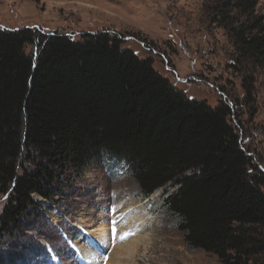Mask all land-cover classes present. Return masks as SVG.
Here are the masks:
<instances>
[{
    "label": "trees",
    "instance_id": "1",
    "mask_svg": "<svg viewBox=\"0 0 264 264\" xmlns=\"http://www.w3.org/2000/svg\"><path fill=\"white\" fill-rule=\"evenodd\" d=\"M205 3L234 66L264 78L258 0ZM36 32L0 27V241H15L0 264L49 255L23 240L28 221L94 163L125 169L143 199L175 187L162 202L189 248L264 264V176L251 171L229 107L188 98L115 35Z\"/></svg>",
    "mask_w": 264,
    "mask_h": 264
},
{
    "label": "rangeland",
    "instance_id": "2",
    "mask_svg": "<svg viewBox=\"0 0 264 264\" xmlns=\"http://www.w3.org/2000/svg\"><path fill=\"white\" fill-rule=\"evenodd\" d=\"M205 9V0H0V27H28L40 35L64 34L73 39L99 32L119 37L125 48L148 58L154 70L188 98L211 107L228 106L251 171L264 176V78L256 69L241 71L234 66L230 41L210 23ZM257 11L264 12V0H258ZM31 50L32 46L27 47L28 53ZM108 170L94 163L79 183L61 190L60 198L41 201L39 214L28 221L34 230L23 240L44 246L49 255L15 264H83L84 246L90 243L94 264H109L112 230L123 220L120 211L112 213L111 208L134 201L146 209L147 222L142 223L146 236L142 233L144 240L130 264H221L216 256L189 248L177 220L164 210L162 201L175 187L159 189L143 199L125 169ZM5 200L6 196H0V210ZM103 209L108 213L100 217ZM100 230L109 231V237L103 245H94L91 238ZM14 243L5 238L0 251H12Z\"/></svg>",
    "mask_w": 264,
    "mask_h": 264
},
{
    "label": "bare ground",
    "instance_id": "3",
    "mask_svg": "<svg viewBox=\"0 0 264 264\" xmlns=\"http://www.w3.org/2000/svg\"><path fill=\"white\" fill-rule=\"evenodd\" d=\"M122 205H123V203H122ZM122 205H120V206L117 205V206H115V208H111L112 213L114 212V210L115 211L119 210L120 211L119 215L122 216L121 219H123V220H121V222L118 224V226L116 224L117 227L115 226L113 228V229H115L116 236H115V238L113 237L114 243L112 242L113 247H112V252L110 254L109 264H130L131 262H133V256L136 255V253L138 252L137 251V249L139 248L138 245L140 243H142V241L144 240V236L142 235V233H143L142 227H143V224H146V222H147L145 219V214H144L146 209L140 207L141 205H140L139 201H134V203H132V205H130V206H128L126 203L123 206ZM107 213H108V211L106 209L101 210L100 217H102L103 214H104V216L107 215ZM103 220H105V219H103ZM118 221L116 220V222H118ZM97 231H98V229H97ZM108 232H106L105 230H100V234H98L97 237H96V235H95V237H92L91 241H93L94 245H97L99 243L101 245H103L102 244L103 240H105L106 237H109L108 235H106ZM118 232H122L121 235H124L127 238L123 239V241L120 242L119 239H120L121 235H119V234L117 235ZM94 233H95V231L91 232L92 235ZM86 234H88V232ZM99 236H102V237H100L99 239L96 240V238H98ZM145 236H146V233H145ZM122 242H123V244H121ZM82 245H84V244H82ZM84 249L86 251L84 252L85 255H83V256H85V258L82 260L83 264H94L93 261H95V257H94V259L92 257H93V255L94 256H96V255L93 253L91 243L89 245L87 244V246H84Z\"/></svg>",
    "mask_w": 264,
    "mask_h": 264
},
{
    "label": "snow or ice",
    "instance_id": "4",
    "mask_svg": "<svg viewBox=\"0 0 264 264\" xmlns=\"http://www.w3.org/2000/svg\"><path fill=\"white\" fill-rule=\"evenodd\" d=\"M112 234H113V237L115 238V236H116L115 229L112 230ZM126 238H127V237L124 236V235H121V236H120V239H126Z\"/></svg>",
    "mask_w": 264,
    "mask_h": 264
}]
</instances>
